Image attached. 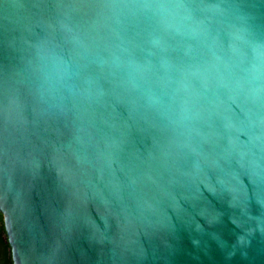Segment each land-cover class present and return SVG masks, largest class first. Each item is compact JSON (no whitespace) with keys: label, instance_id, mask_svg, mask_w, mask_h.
<instances>
[{"label":"water","instance_id":"water-1","mask_svg":"<svg viewBox=\"0 0 264 264\" xmlns=\"http://www.w3.org/2000/svg\"><path fill=\"white\" fill-rule=\"evenodd\" d=\"M12 264H264V0H0Z\"/></svg>","mask_w":264,"mask_h":264},{"label":"trees","instance_id":"trees-1","mask_svg":"<svg viewBox=\"0 0 264 264\" xmlns=\"http://www.w3.org/2000/svg\"><path fill=\"white\" fill-rule=\"evenodd\" d=\"M0 264H12L10 248L5 240L3 218L0 214Z\"/></svg>","mask_w":264,"mask_h":264}]
</instances>
